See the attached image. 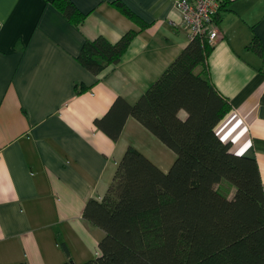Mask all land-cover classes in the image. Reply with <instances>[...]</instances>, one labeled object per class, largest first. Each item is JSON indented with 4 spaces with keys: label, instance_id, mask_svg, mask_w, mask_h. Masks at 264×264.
<instances>
[{
    "label": "crops",
    "instance_id": "crops-1",
    "mask_svg": "<svg viewBox=\"0 0 264 264\" xmlns=\"http://www.w3.org/2000/svg\"><path fill=\"white\" fill-rule=\"evenodd\" d=\"M70 1L86 13L78 24L52 0H0V263L95 256L103 231L82 209L104 193L126 146L162 170L174 158L131 116L115 140L93 123L115 96L133 103L188 43L174 0H121L144 28L112 0ZM215 26L206 68L229 103L215 131L256 159L264 186V0H230ZM128 29L137 33L116 63L93 74L77 61L86 39L114 42ZM253 35L260 52L247 48ZM76 82L86 89L76 93Z\"/></svg>",
    "mask_w": 264,
    "mask_h": 264
},
{
    "label": "trees",
    "instance_id": "trees-1",
    "mask_svg": "<svg viewBox=\"0 0 264 264\" xmlns=\"http://www.w3.org/2000/svg\"><path fill=\"white\" fill-rule=\"evenodd\" d=\"M229 2L220 0L214 20ZM52 4L73 24L86 15L70 0ZM111 4L140 28L147 25L123 1ZM136 33L128 29L114 42L102 35L86 39L76 59L97 74L119 60ZM211 48L207 36L189 39L133 103L117 95L93 119L115 140L131 116L174 158L162 170L127 145L104 193L87 198L82 209V217L103 231L98 253L59 264H264V186L256 159L233 152L216 134L229 103L208 75ZM247 48L260 52L257 36ZM74 87L76 93L86 89L78 82ZM260 101L264 103V92Z\"/></svg>",
    "mask_w": 264,
    "mask_h": 264
},
{
    "label": "built area",
    "instance_id": "built-area-1",
    "mask_svg": "<svg viewBox=\"0 0 264 264\" xmlns=\"http://www.w3.org/2000/svg\"><path fill=\"white\" fill-rule=\"evenodd\" d=\"M219 5L220 0H174L182 26L189 32V39L207 36L213 42L219 36L214 20Z\"/></svg>",
    "mask_w": 264,
    "mask_h": 264
},
{
    "label": "rangeland",
    "instance_id": "rangeland-1",
    "mask_svg": "<svg viewBox=\"0 0 264 264\" xmlns=\"http://www.w3.org/2000/svg\"><path fill=\"white\" fill-rule=\"evenodd\" d=\"M198 69V67H196L194 70L196 71Z\"/></svg>",
    "mask_w": 264,
    "mask_h": 264
}]
</instances>
